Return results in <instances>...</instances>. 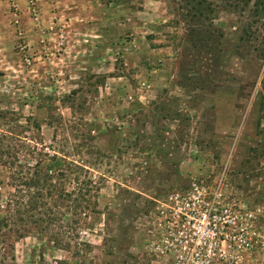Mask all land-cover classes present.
<instances>
[{"label": "rangeland", "instance_id": "obj_1", "mask_svg": "<svg viewBox=\"0 0 264 264\" xmlns=\"http://www.w3.org/2000/svg\"><path fill=\"white\" fill-rule=\"evenodd\" d=\"M194 1L0 0V134L37 125L39 147L99 187L73 248L48 240L71 225L62 199L43 234L0 228V264H170L146 246L157 199L219 178L251 248L215 264H264V19L250 3ZM79 87L72 114L59 99Z\"/></svg>", "mask_w": 264, "mask_h": 264}, {"label": "trees", "instance_id": "obj_2", "mask_svg": "<svg viewBox=\"0 0 264 264\" xmlns=\"http://www.w3.org/2000/svg\"><path fill=\"white\" fill-rule=\"evenodd\" d=\"M238 1L244 5L250 3L254 18L263 21L264 0ZM194 3L192 6L198 11H213L208 5L204 7V0H195ZM80 90L81 87L72 89L59 99L71 109L72 114L78 113L75 105L83 101L81 96H77ZM50 118L51 112L48 121ZM35 128L31 130L35 133L29 134L32 138L19 136L11 130L0 134V167L6 169L4 183L9 187L0 201V228L19 224L43 234L69 213L67 219L70 217L71 225L67 229L61 226L48 234L53 246L69 251L76 227H85L86 217L96 213L99 187L83 164L68 159L61 152L47 150L50 146L39 147L40 143H36L40 140L37 125ZM29 139H34V143ZM62 199L68 200L66 215L58 208Z\"/></svg>", "mask_w": 264, "mask_h": 264}, {"label": "built area", "instance_id": "obj_3", "mask_svg": "<svg viewBox=\"0 0 264 264\" xmlns=\"http://www.w3.org/2000/svg\"><path fill=\"white\" fill-rule=\"evenodd\" d=\"M149 218L146 246L170 264H215L251 248L245 231L248 214L232 209L221 178L169 191L157 199Z\"/></svg>", "mask_w": 264, "mask_h": 264}]
</instances>
